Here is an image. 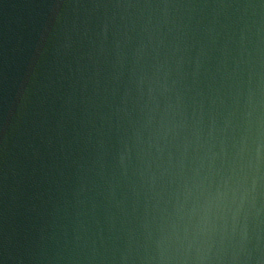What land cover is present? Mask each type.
I'll return each instance as SVG.
<instances>
[{
	"label": "water",
	"instance_id": "water-1",
	"mask_svg": "<svg viewBox=\"0 0 264 264\" xmlns=\"http://www.w3.org/2000/svg\"><path fill=\"white\" fill-rule=\"evenodd\" d=\"M0 264H264V0H0Z\"/></svg>",
	"mask_w": 264,
	"mask_h": 264
}]
</instances>
